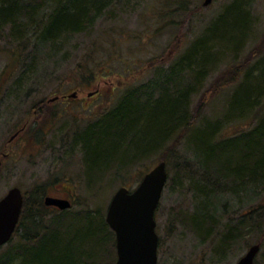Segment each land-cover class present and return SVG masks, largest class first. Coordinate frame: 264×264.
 Returning <instances> with one entry per match:
<instances>
[{"label": "trees", "instance_id": "obj_1", "mask_svg": "<svg viewBox=\"0 0 264 264\" xmlns=\"http://www.w3.org/2000/svg\"><path fill=\"white\" fill-rule=\"evenodd\" d=\"M126 1L0 0V52L7 58L0 72V94L13 89L11 95L17 99H12L10 105H16L21 97L24 102L31 99L34 89L51 78L63 83L66 91H74L77 87L94 89L102 79L113 74L112 64L121 62L120 57L112 53L116 42L99 29L114 20V15ZM250 2H231L218 17L222 18L219 24L216 19L212 20L200 36L185 47L184 43L178 47V56L173 57L174 54L166 65L161 62L150 67L154 72L151 78L125 89L112 107L89 120L82 130L74 131L69 145L71 149L81 148L88 184L92 181L94 184L97 177L107 171L117 176L123 169L128 171L145 157L166 148L170 142L172 147L194 127L202 108L217 93L235 83L242 67L240 62L203 88L217 62L231 55L233 52L230 51L237 49L249 34L251 23L247 8ZM182 8L177 6L170 12V22L174 19L173 14H178ZM170 24L176 28L181 25L179 22ZM79 38L88 39L87 44ZM75 41L77 44L71 47ZM103 41L109 44L105 46ZM81 50L83 52L76 54L64 71L59 70L60 65H55L67 61L70 51ZM155 59L162 60L163 55ZM256 66V74L247 76L231 95V102L240 103L237 94L242 91L244 100L241 103L244 104L235 116H230L228 108L223 121L237 119L251 111L256 120L254 126L233 137H215L219 130L212 131L211 138L205 141L212 142L209 151L201 150L202 147L198 149L192 134L187 137L188 146L203 166L198 176L200 182L206 181L211 188L216 183L218 187L222 185L220 193L232 192L233 185L230 184L233 182H248L253 191L257 185L264 189V102H261L264 99V58ZM10 81L12 85L7 88ZM197 93H201L200 98L191 108L192 97ZM45 103V99L30 101V106L14 123V129H17L35 113L29 131L34 133L37 143H43L47 135L40 122ZM58 116L52 111L47 117L52 122ZM66 135L68 137L69 132ZM166 160L161 158L160 161L167 163ZM193 189L201 197L205 192L210 194L207 199H199L202 204L190 217L193 226L200 231L197 220L199 213H203L204 233H209L207 212L214 203L217 207L218 196L215 189L207 190L204 185L203 190L199 186ZM45 196V185L35 186L27 195L24 193L16 230L11 240L0 248V264H115V255L110 258L115 252V234L106 223L102 209H94L85 201L76 210L59 211L45 206ZM237 223L244 227L241 220ZM253 223H250L251 228L260 230ZM232 229L236 228L227 229L222 237L225 250L237 239Z\"/></svg>", "mask_w": 264, "mask_h": 264}, {"label": "rangeland", "instance_id": "obj_2", "mask_svg": "<svg viewBox=\"0 0 264 264\" xmlns=\"http://www.w3.org/2000/svg\"><path fill=\"white\" fill-rule=\"evenodd\" d=\"M203 1H126L114 15V20L99 29L100 32L109 34L116 42L112 53H116L121 62H114L111 66L113 74L102 79L94 89L77 87L74 91H66L63 83L59 84L51 78L34 89L35 93L31 99L24 102L21 97L16 105H10L11 100L15 98L11 95L14 93L13 89L4 95L0 94V198L12 187H18L23 195H27L35 186L45 185L46 195L70 200V209L76 210L87 201L92 208H100L106 214L108 204L118 188L124 186L132 190L145 171L152 169L161 158L167 159V183L155 211L158 235L157 264H234L253 244L260 246L254 264H264V219L261 220L264 218V189H261L263 186L257 185L253 191L248 182H233L230 184L233 185L232 192L220 193L223 191L222 185L218 187L216 183L211 188L206 181L200 182L198 176L203 166L188 146L187 140L192 134V140L197 142L196 147L209 151L212 142L205 141L211 138L212 131L219 130L215 137H233L249 130L256 123L251 111L237 119L224 123L223 121L229 109L230 116L238 114V109L244 104L241 103L244 100L243 92L238 88V104L231 102V95L247 76L253 77L256 74V65L264 58V0H251L247 8L251 23L249 34L237 49L230 51L233 52L231 55L224 56L217 62L203 88L209 86L214 78L223 76L224 71L227 72L235 66L233 64L240 62L242 67L237 80L217 93L202 108L195 119L194 127L185 138L175 141L172 147L170 142L166 148L145 157L128 171L123 169L118 176L112 171L104 172L102 176L97 177L99 179L94 184L93 181L88 184L85 179V165L80 146L71 149L69 145L74 131L82 130L89 120L112 107L125 89L151 78L154 72L150 67L161 62L166 65L174 54L173 57L178 56V47L181 48L183 43L185 47L200 36L212 20L216 19V24H219L222 18L218 17L234 0H212L206 7L202 5ZM177 6L183 7L182 11L173 14L174 19L171 22H179V28L171 25L168 18ZM78 40L83 44L88 42L86 38ZM74 44H77V41L72 43L71 47H74ZM108 44V41H103V45ZM82 52L70 51L66 56L67 61L55 65H60L61 71L73 61L76 54ZM162 55V60L155 59ZM5 56L4 53L0 54V72L7 62ZM153 59L154 62L149 63ZM70 66H73V63ZM237 71L239 72V69ZM11 85L12 81L7 88ZM72 93L76 94L75 98L69 97ZM91 93L93 95L89 96ZM200 94L192 97L191 108L198 102ZM54 97L58 100L49 101ZM35 99H45L46 102L44 113L41 114L43 119H40L41 127L47 134L43 143H37L34 133L29 131V126L36 118L35 113L14 129L16 119L30 106V101ZM261 102H264V99H261ZM256 110L258 111L257 107ZM52 111L59 116L51 122L47 116ZM18 131V136L10 141ZM56 178L58 182L53 183ZM202 185L207 190L215 189L214 193L219 201L217 207L214 203L208 212L205 211L208 214V228H211L209 233H204L203 213H199L197 220L200 223V231H197L190 219L199 204H202L199 199H207L210 195L205 192L201 197L194 191V186L203 190ZM243 213H246V216L241 218ZM239 220L244 227L239 226ZM250 221L254 222L253 225L257 224L256 228L260 230L252 229ZM234 227L236 229L232 231L237 234V239L225 250L222 247V237L227 229ZM114 251L110 258H114V255L116 258L115 247Z\"/></svg>", "mask_w": 264, "mask_h": 264}, {"label": "water", "instance_id": "obj_3", "mask_svg": "<svg viewBox=\"0 0 264 264\" xmlns=\"http://www.w3.org/2000/svg\"><path fill=\"white\" fill-rule=\"evenodd\" d=\"M212 0H204L208 6ZM93 95L92 93L89 96ZM76 94L69 95L75 98ZM54 97L49 101H57ZM16 132L12 141L18 136ZM167 181L166 163L160 161L141 179L139 184L129 191L120 187L112 196L105 215V221L115 234V264H157L158 235L156 233L155 211L159 204ZM47 207L59 211L68 210L72 204L68 199L47 196ZM23 195L18 187L10 188L0 198V247L12 238L20 218ZM260 250L259 244L251 245L245 254L234 264H254Z\"/></svg>", "mask_w": 264, "mask_h": 264}, {"label": "bare ground", "instance_id": "obj_4", "mask_svg": "<svg viewBox=\"0 0 264 264\" xmlns=\"http://www.w3.org/2000/svg\"><path fill=\"white\" fill-rule=\"evenodd\" d=\"M13 135H14V134H13ZM158 163H159V162H158ZM156 165H157V164H156ZM150 170H151V169H150ZM150 170H149V171H150ZM145 174H146V173H145ZM145 174H144V175H145ZM144 175H143V176H144ZM143 176H142V177H143ZM141 179H142V178H141ZM140 181H141V180H140ZM140 181H139V182H140ZM138 184H139V183H138ZM138 184H137V185H138ZM121 187H124V186H121ZM125 188H126V187H125ZM127 189H128V188H127ZM133 189H134V188H133ZM133 189H132V190H133ZM128 190H129V189H128ZM132 190H129V191H132ZM47 196H48V195H46L45 197H47ZM45 197H44V198H45ZM69 201H70V200H69ZM70 202H71V201H70ZM242 216H246V213H243Z\"/></svg>", "mask_w": 264, "mask_h": 264}, {"label": "flooded vegetation", "instance_id": "obj_5", "mask_svg": "<svg viewBox=\"0 0 264 264\" xmlns=\"http://www.w3.org/2000/svg\"><path fill=\"white\" fill-rule=\"evenodd\" d=\"M53 209H56V208H54V207H52Z\"/></svg>", "mask_w": 264, "mask_h": 264}]
</instances>
